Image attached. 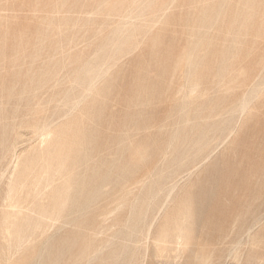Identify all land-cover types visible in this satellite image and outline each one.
I'll return each instance as SVG.
<instances>
[{
    "label": "rangeland",
    "instance_id": "1",
    "mask_svg": "<svg viewBox=\"0 0 264 264\" xmlns=\"http://www.w3.org/2000/svg\"><path fill=\"white\" fill-rule=\"evenodd\" d=\"M0 228V264H264V0H0Z\"/></svg>",
    "mask_w": 264,
    "mask_h": 264
},
{
    "label": "bare ground",
    "instance_id": "2",
    "mask_svg": "<svg viewBox=\"0 0 264 264\" xmlns=\"http://www.w3.org/2000/svg\"><path fill=\"white\" fill-rule=\"evenodd\" d=\"M43 130H44V129H43ZM32 133H33V132H32ZM48 133L51 134V131H50V132L48 131ZM48 133H47V134H48ZM43 134H44V133H43ZM39 135L43 136L42 134H39ZM48 135H49V134H48ZM41 136H40V138H41ZM49 136H50V135H49ZM204 136H205V133L202 132V133L198 136V138L195 139V140L193 141L194 144H197V143L200 144V143L202 142V138H203ZM63 137H65V136H63ZM44 138H45L46 141H47V139H49V137L46 139V135H45ZM66 138H67V137H66ZM49 140H50V139H49ZM62 140H63V139H62ZM42 141H43V142H42ZM46 141H44L43 139L41 140L42 143H45ZM47 142H49V141H47ZM48 144H49V143H48ZM41 145H42V144H41ZM40 147H41V146H40ZM47 147H48V146H47ZM48 148H49V147H48ZM42 149H43V148L41 147L40 150H42ZM59 149H60V148H59ZM25 150H26V149H25ZM27 150H28V149H27ZM36 151H37V150H36ZM52 151H53V150H52ZM55 151L57 152V150H55ZM41 152H42V151H41ZM48 152H49V149H48L47 153H48ZM21 153L24 154V152H21ZM62 153H63V152H62ZM62 153H61V154H62ZM42 154H43V153H42ZM42 154H41V155H42ZM52 154H55V153H52ZM61 154H60L59 156H61ZM16 156H17V155H16ZM19 157H20V156H19ZM47 157H48V155H47ZM47 157H46V158H47ZM62 157H63V156H62ZM65 157H66V156H65ZM39 158H40V157H39ZM41 158H42V157H41ZM54 158L56 159L55 156H54ZM54 158L52 159V162H53ZM66 158H67V157H66ZM16 159H18V156L16 157ZM19 159H20V158H19ZM19 159L16 160V162L20 161ZM22 159H23V158H22ZM47 159H48V158H47ZM47 159H44V160H46V161H45V162H46V169H45V171L47 170V172L50 173V172L52 171V170H51L52 165H51V163H49V162H48V163H49L51 166H50V165H47ZM41 160L43 161V159H41ZM57 160H58V159H57ZM23 161H24V159H23ZM67 161H68V160H67ZM14 162H15V161H14ZM25 162H26V161H25ZM50 162H51V160H50ZM56 162H57V161H56ZM11 163H12V162H11ZM20 163H22V162H20ZM31 163H32V162H31ZM57 163H58V162H57ZM57 163H56V165H57ZM23 164H24V163H23ZM14 165H15V163H14ZM14 165H13V167H14ZM20 165H21V164H20ZM64 165H65V164H64ZM64 165L62 164V166H63L62 169L64 168ZM16 166H17V167H15V169L18 170V168H19V167H18V166H19L18 163H17ZM57 166H58V165H57ZM57 166H56V167H57ZM59 166H60V164H59ZM41 167H42V166H41ZM47 167H49V169H50L51 171H50L49 169H47ZM50 167H51V168H50ZM11 169H12V168H11ZM15 169H14V170L12 169V170H13L12 172H16ZM36 169H37V168H36ZM23 171H24V170H23ZM25 171H26V169H25ZM42 171H43V169H42ZM49 171H50V172H49ZM64 171H65V170H64ZM28 172H30V170H28ZM28 172H27V173H28ZM39 172H40V171H39ZM30 173H31V172H30ZM32 173H33V172H32ZM32 173H31V174H32ZM48 173H47V176H48ZM57 173H58V172H57ZM10 174H11V173H10ZM13 174H14V173H13ZM15 174H16V175L14 176V178L17 176L18 172H16ZM34 174L36 175V173H34ZM43 174L45 175L46 172L43 173ZM54 174H56V172H54ZM58 174H59V173H58ZM41 175H42V174H41ZM41 175L39 176V174H38V176H39L40 178L43 179V176H44V175H43L42 177H41ZM9 176H10V175H9ZM11 176H12V174H11ZM22 176H23V175H22ZM47 176H46V177H47ZM27 177H28V176H27ZM35 177L37 178V175H36ZM44 177H45V176H44ZM10 178H11V177H10ZM10 178H9V179H10ZM14 178H13V180H14ZM19 178H20V177H19ZM36 178H35V179H36ZM48 178H49V176H48ZM55 178H56V177H55ZM49 179H50V178H49ZM53 179H54V178H53ZM56 179H57V178H56ZM10 180H11V179H10ZM39 180H40V179H38V181H39ZM69 180H70V179H69ZM7 181H8V180H7ZM20 181H21V180H20ZM27 181H28V180H27ZM32 181H33V179H32ZM38 181L36 182L37 185H38V187L36 186V187H37V190H38V188L40 189V187H42V184H40ZM40 181H41V180H40ZM43 181H44V180H43ZM46 181H48V180L46 179ZM14 182H16V179H15V181H12V182H11V183H12V184H11V187H12V188L8 185V188L10 187V189H9L8 191H10L11 189L14 188V189L16 190V191H14V193H15V192H17V189H16L17 187H16V185H15L17 182H16L15 184H13ZM25 182H26V181H25ZM34 182H35V181H34ZM9 183H10V182H9ZM18 183H19V182H18ZM18 183H17V185L19 186ZM21 183H22V182H21ZM43 183L45 184V182H43ZM50 183H51V182H50ZM52 183H53V180H52ZM22 184H23V183H22ZM34 184H35V183H34ZM39 184H40L41 186H40ZM47 184H48V183H46V185H47ZM12 185H15V186H12ZM26 185H27V184H26ZM26 185H25V186H26ZM31 185H33V184H31ZM48 185H49V184H48ZM20 186H21V185H20ZM27 186H28V185H27ZM15 187H16V188H15ZM21 187L23 188V186H21ZM30 187H31V186H30ZM36 187L33 189L34 192L37 191V190H36ZM50 187H51V186H50ZM50 187H49V188H50ZM26 188H27V187H26ZM32 188H33V187H31V189H32ZM19 189H21V188H19ZM41 189H42V188H41ZM45 189H46V188H45ZM45 189H44V190H45ZM47 189H48V187H47ZM65 189H66V188H65ZM6 191H7V190H6ZM6 191H5V193H6ZM11 191L13 192V190H11ZM41 191H42V190H40V192L38 191V192L34 193V195L36 194V195L34 196L35 199H36L37 193H38V195H39L38 198H39V197L42 198V194H39V193H41ZM46 191H47V190H46ZM19 192H20V191H19ZM29 192H30V190H29ZM31 193H32V192H31ZM42 193H44V191H42ZM64 193H65V192H64ZM11 194H12V193H9V196H10ZM16 194H17V193H16ZM16 194H15V196H16ZM21 194H22V193H21ZM27 195H28V194H27ZM47 195H48V194H47ZM74 195H75V194H74ZM168 195H169V194H168ZM6 196H8V194H6L5 197H6ZM9 196H8V197H9ZM8 197H7V199H9ZM10 197H11L10 200H12V202H13V198H14V200H19V199H17L16 197H13V198H12V195H11ZM151 197H152V196H151ZM28 198H30V197H28ZM31 198L33 199V197H31ZM35 199H34V200H35ZM39 199H40V198H39ZM42 199H43V198H42ZM42 199H40V201H42ZM147 199H148V198H147ZM10 200H9V201H10ZM20 200H21V198H20ZM20 200H19L18 203H21V205H23V204H25L24 200L27 201L28 199H27V197H26L25 199H23V201H20ZM58 200H59V199H58ZM148 200H151V199H148ZM29 201H30V200H29ZM29 201H27V202H29ZM45 201H46V200H45ZM51 201H52V200H51ZM51 201H50V202H51ZM7 202H8V201H7ZM22 202H24V203H22ZM30 202H31V201H30ZM34 202H35V201H33V203H34ZM46 202H47V201H46ZM184 202H185V201H184ZM3 203L6 204L5 201H4ZM10 203H11V201H10ZM10 203L8 202L9 205H7V204H6V205L9 206V207H11V206H10ZM13 203H16V204L13 205L14 207L12 206L13 208L11 207L12 209H16L15 206H17V207H19V208L21 207V205L17 204L16 201L13 202ZM13 203H12V204H13ZM37 203H38V202H37ZM39 203H40V202H39ZM61 203H62V200H61ZM167 203H168V202H167ZM31 204H32V203H31ZM182 204H183V203H182ZM18 205H19V206H18ZM36 205H37V204H36ZM36 205H34V206L36 207ZM56 205H58V204H56ZM65 205H66V203H65ZM65 205H64V207H65ZM150 205H151V204H150ZM185 205H186L185 208L188 210L189 204L187 203V204H185ZM24 206H25V205H24ZM45 206H46V205H45ZM9 207H8L7 210L11 209V208H9ZM41 207H42V206H41ZM43 207H44V205H43ZM43 207H42V209H40V207H39V209H37V208L35 209V208H32V207H31V209H29V213H28V214H23L22 210L19 209V208H17V210H16L15 212H9V213L6 214L5 216L3 215V214H4V213H3V214H1V215L4 216V219H5V220L3 219V223H4V221H5L4 225L6 224V220H7V218L20 217V220L22 221L21 218H23V217H26V218H28V219H31V218H33V217L36 216V215L39 216V219L36 220V221H37V222H36L37 224H39L43 219H45V220H46V219H48V220L50 219V220H51V218H52L53 216H54L53 219H55V221H56V219L59 217V213L57 212V213H51V214H50V213H49V210H48V209H50V207L46 209L47 211L45 210V208L43 209ZM60 207H61V205H60ZM148 207H149V206H148ZM148 207H147V208H148ZM152 208H153V207H152ZM152 208H151V209H152ZM189 208H190V207H189ZM54 209H55V208H54ZM4 210H5V209H4ZM4 210H3V211H4ZM149 210H150V209H149ZM62 211H63V210H62ZM189 211H190V210H189ZM112 212H113V211H112ZM191 212H192V211H191ZM70 213H71V212H70ZM179 213H180V212H179ZM187 213H188V212H187ZM82 214H83V213H82ZM189 214H190V213H189ZM21 216H22V217H21ZM66 217H67V216H66ZM2 218H3V217H2ZM184 219H185V218H184ZM184 219H183V221H184ZM186 219H187V218H186ZM189 219H190V218H189ZM68 220H69V219H68ZM187 220H188V219H187ZM187 220H186V221H187ZM8 221H9V220H8ZM12 221H13V220H12ZM14 221H15V219H14ZM16 221H17V220H16ZM16 221H15V222H16ZM46 221H47V220H46ZM46 221H45V222H46ZM55 221H52V222L47 221V222H49V223L53 226V222H55ZM183 221H182V222H183ZM19 222H20V221H19ZM25 222H26V221H25ZM29 222L31 223V221H29ZM29 222H28V225H29ZM33 222H34V221H33ZM56 222H57V221H56ZM69 222H70V221H69ZM72 222H74V221H72ZM176 222H177V221L175 220V223H172L171 226H167V227H165V228L159 230V232L157 233V236H155V243L157 244V248H158V249L156 248V249H157L156 252H158V254H159V253L162 254L163 252L165 253L166 250L168 249V246H169L170 244H171V245H172V244H176V246H178V245H180V244L182 245V244H188V243H189L191 237L187 234V230H186V228H185L186 226H184V225L181 224V223H176ZM190 222H191V221H190ZM11 223H12V222H11ZM17 223H18V222H17ZM17 223H16V225H17ZM22 223H23V222H22ZM22 223H20L19 227L22 225ZM41 223L43 224V222H41ZM183 223H185V222H183ZM9 224H10V223H9ZM46 224H47V223H46ZM54 224H55V223H54ZM62 224H63V223H62ZM185 224H187V222H186ZM10 225H11V224H10ZM16 225H14V226H16ZM51 225H50V228H51ZM26 226H27V225H26ZM29 226H30V225H29ZM31 226H32V225H31ZM31 226H30V227H31ZM12 227H13V226H12ZM12 227H10V228H12ZM37 227H39V225H37ZM37 227H35L34 229L36 230ZM150 227H151V226H150ZM8 228H9V227H7V226H6V228H4V229H5V232H4V233H6L7 235L5 234V235H6V236H5L4 234H2V236L4 235V237H7V238H9V239H10L11 236H15V238H16V235H15V234H17L16 232H17L18 229L16 230V232L14 231L15 234L13 235L14 232L12 233V232H11V229H10V228L8 229ZM15 228H16V227H15ZM26 228H27V227H26ZM47 228L50 229L49 227H46V229H47ZM0 229H1V228H0ZM39 229H40V227H39L37 230H39ZM41 229H42V228H41ZM37 230H36V231H37ZM19 231H20V230H18V234L20 233ZM30 231H31V230H30ZM32 231L34 232V230H32ZM32 231H31V232H32ZM23 232H25V230H21V233H23ZM26 232H27V230H26ZM28 232H29V228H28ZM40 232H41V230H40ZM42 232L45 233L46 231H45V232L42 231ZM21 233H20V234H21ZM34 233H36V232H34ZM18 234H17V235H18ZM41 234H42V233H41ZM41 234H40V235H41ZM25 235H26V233H25ZM34 235H35V234H34ZM40 235H39V236H40ZM42 235H43V234H42ZM21 236H22V235H21ZM21 236H20V238L17 237V238L19 239L18 242H17L18 245H19V243L23 240V238L25 237V236H24V237H23V236L21 237ZM27 236H28V234L26 235V237H27ZM36 236H37V235H36ZM62 236H63V235H62ZM149 236H150V235H149ZM15 238H14V239H15ZM31 238H32V237H31ZM146 238H147V237H146ZM34 239H36V238H33V241H34ZM37 240H38V239H37ZM6 241H7V240H4L5 243H6ZM13 241H14V240H13ZM26 241H27V240H26ZM30 241H31V239L28 240V242H30ZM8 243H9V245H10V240L8 241ZM8 243H6V245H7ZM23 243H24V242H23ZM32 243H33V242H32ZM146 243H147V242H146ZM237 243H238V242H237ZM24 244H25V243H24ZM30 244H31V242H30ZM13 245H14V244H13ZM88 245H89V244H88ZM145 245H146V244H145ZM7 248H8V246H7ZM9 248H10V247H9ZM17 248H18V247H17ZM90 248H91V247H90ZM176 248H177V247H176ZM178 248H179V247H178ZM8 250H10V249H8ZM16 250H17V249H16ZM88 250H90V249H88ZM88 250H87V251H88ZM146 250H147V249H146ZM169 250H170V249H169ZM171 250H172V249H171ZM17 251H18V250H17ZM9 252H10V251H9ZM9 252H8V253H9ZM171 252H172V251H171ZM16 253H17V252H16ZM160 254H159V255H160ZM167 254H168V252H167ZM87 255L89 256V254H87ZM7 256H8V254H7ZM11 256H12V254H11ZM13 256H14V255H13ZM161 256H163V255H161ZM167 256H169V255H167ZM163 257H164V256H163ZM235 257H236V256H235ZM3 258H4V257H3ZM8 258H9V256H8ZM165 259H166V258H165ZM234 259H236V258H234ZM4 260L7 261L6 259H4ZM86 260H88V258H86ZM1 261H2V260H1ZM8 261H9V260H8ZM10 261H11V260H10ZM88 262H89V260H88ZM3 264H4V261H3ZM114 264H115V263H114Z\"/></svg>",
    "mask_w": 264,
    "mask_h": 264
}]
</instances>
